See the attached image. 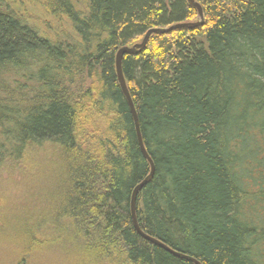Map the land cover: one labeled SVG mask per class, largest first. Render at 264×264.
I'll list each match as a JSON object with an SVG mask.
<instances>
[{
	"label": "trees",
	"instance_id": "16d2710c",
	"mask_svg": "<svg viewBox=\"0 0 264 264\" xmlns=\"http://www.w3.org/2000/svg\"><path fill=\"white\" fill-rule=\"evenodd\" d=\"M196 2L202 27L123 60L155 164L137 219L201 264H264V0ZM200 21L188 0H0V175L45 158L40 227L77 262L194 264L134 227L151 166L116 57Z\"/></svg>",
	"mask_w": 264,
	"mask_h": 264
},
{
	"label": "rangeland",
	"instance_id": "374dc122",
	"mask_svg": "<svg viewBox=\"0 0 264 264\" xmlns=\"http://www.w3.org/2000/svg\"><path fill=\"white\" fill-rule=\"evenodd\" d=\"M29 166L0 175V264H82L57 236L49 239L41 229L48 215L44 201L51 198L44 194L45 187L53 188L54 183L43 175L41 155L33 156Z\"/></svg>",
	"mask_w": 264,
	"mask_h": 264
},
{
	"label": "water",
	"instance_id": "95a60500",
	"mask_svg": "<svg viewBox=\"0 0 264 264\" xmlns=\"http://www.w3.org/2000/svg\"><path fill=\"white\" fill-rule=\"evenodd\" d=\"M188 1H189V5L191 7L196 8L198 10V13H199L200 18H201L200 22H198V23H182V24L174 25V26L167 28V29H153V30L149 31L146 34L145 39L141 44H137L133 47H128V46L123 47L118 51L117 57H116V69H117V75H118L120 87H121V89H122V91H123V93H124V95L128 101V104H129L130 109H131V113L133 115L140 149H141L144 157L147 159V161L149 162V164L151 166L150 175L135 188L133 195H132L131 213H132V220H133L134 227H135L136 231L138 232V234L142 238H144L145 240L165 249L166 251L170 252L171 254H173L176 257L190 261L194 264H201L199 261H197L193 257L177 253V252L171 250L166 245L159 242L158 240L146 235L142 231V229L139 225V221L137 219V213H136L138 195H139L140 191L152 181V179L155 175V164H154L152 158L150 157V155L148 154V152L146 150L144 140H143V136H142V132H141L139 116H138L136 107L134 105V102H133L132 96L130 94V91H129V88L127 85V81H126V78H125V75L123 72V60H124V58L127 55H139L140 53H142L146 49L148 42H149V40L153 34H168V33H171L173 31H176V30L196 29V28H200L204 25L205 19H204V13H203V9H202L201 5L199 3H197L196 0H188Z\"/></svg>",
	"mask_w": 264,
	"mask_h": 264
}]
</instances>
